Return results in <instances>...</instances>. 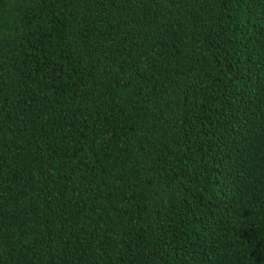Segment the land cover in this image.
I'll return each mask as SVG.
<instances>
[{
  "label": "trees",
  "instance_id": "16d2710c",
  "mask_svg": "<svg viewBox=\"0 0 264 264\" xmlns=\"http://www.w3.org/2000/svg\"><path fill=\"white\" fill-rule=\"evenodd\" d=\"M0 264H264V0H0Z\"/></svg>",
  "mask_w": 264,
  "mask_h": 264
}]
</instances>
